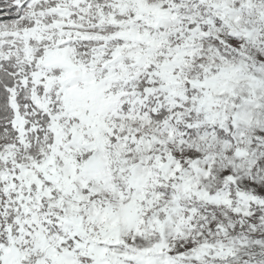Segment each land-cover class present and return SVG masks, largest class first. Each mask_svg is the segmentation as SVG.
Wrapping results in <instances>:
<instances>
[{
    "label": "snow or ice",
    "instance_id": "6c2138e0",
    "mask_svg": "<svg viewBox=\"0 0 264 264\" xmlns=\"http://www.w3.org/2000/svg\"><path fill=\"white\" fill-rule=\"evenodd\" d=\"M0 264H264V0H0Z\"/></svg>",
    "mask_w": 264,
    "mask_h": 264
}]
</instances>
